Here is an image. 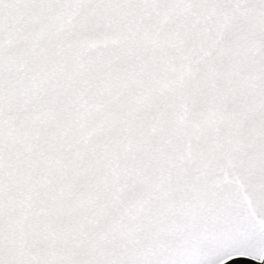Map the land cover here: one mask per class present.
<instances>
[{"label":"snow or ice","instance_id":"obj_1","mask_svg":"<svg viewBox=\"0 0 264 264\" xmlns=\"http://www.w3.org/2000/svg\"><path fill=\"white\" fill-rule=\"evenodd\" d=\"M264 264V0H0V264Z\"/></svg>","mask_w":264,"mask_h":264},{"label":"water","instance_id":"obj_2","mask_svg":"<svg viewBox=\"0 0 264 264\" xmlns=\"http://www.w3.org/2000/svg\"><path fill=\"white\" fill-rule=\"evenodd\" d=\"M227 264H253V262L247 258L240 257V258H236L234 260L228 261Z\"/></svg>","mask_w":264,"mask_h":264},{"label":"bare ground","instance_id":"obj_3","mask_svg":"<svg viewBox=\"0 0 264 264\" xmlns=\"http://www.w3.org/2000/svg\"><path fill=\"white\" fill-rule=\"evenodd\" d=\"M250 261H252L253 262V264H257L256 262H254L253 260H251V259H249Z\"/></svg>","mask_w":264,"mask_h":264},{"label":"crops","instance_id":"obj_4","mask_svg":"<svg viewBox=\"0 0 264 264\" xmlns=\"http://www.w3.org/2000/svg\"><path fill=\"white\" fill-rule=\"evenodd\" d=\"M251 260H252V259H251ZM253 261L257 263V261H255V260H253Z\"/></svg>","mask_w":264,"mask_h":264}]
</instances>
